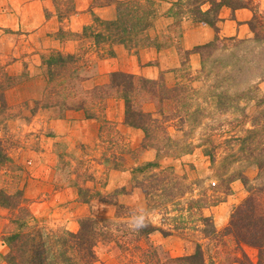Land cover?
I'll use <instances>...</instances> for the list:
<instances>
[{"label": "rangeland", "instance_id": "1", "mask_svg": "<svg viewBox=\"0 0 264 264\" xmlns=\"http://www.w3.org/2000/svg\"><path fill=\"white\" fill-rule=\"evenodd\" d=\"M33 1L0 0V54L3 56L0 57V204L5 205L3 207L8 211L0 213V264H8L10 249L6 238L18 230V224L13 222L15 219L27 221L26 230L37 225L57 232L65 230L73 233L80 230L81 221L93 219L103 239L101 237L96 242L92 264H146L143 255L150 245L163 255L182 257L192 254L197 244L201 245L207 260L214 264H247L243 253L256 262L257 251L239 246L225 232V228L233 209L248 196L247 186L255 185L259 174L256 163L264 150V103L259 105L264 99V80L252 85L254 100L242 99L240 92L231 91L226 86L232 84L243 91L251 83L246 84L244 78L225 80V60L221 54L224 47L233 49L236 42L230 39L252 38L250 25L257 34H264V0H241L250 4L247 9L253 13L248 38L216 36L213 41L217 38L219 41L214 47L195 49L200 55L197 75L193 76L189 67L185 66L181 69L182 81L177 86L168 88L162 79L157 80L155 89L160 97L133 101L136 109L152 113L155 120L149 126L148 138L134 149L124 144L121 132L113 131L105 116L108 100L120 98L116 90L109 88L111 75L106 85L83 83L93 75L88 68L90 62L84 56L92 53L94 48L89 49L82 42L73 54L60 53L73 55L72 60L61 65H47L48 59L57 57L58 53H44L38 62L36 60L37 63L30 61L32 68H28L23 58L27 54L25 46L32 44L30 19L22 18L19 12ZM121 1L140 2L93 0L91 7H116ZM202 1L210 7L208 0H176L172 7L175 24L183 19L199 22L197 10ZM54 3L57 9H65L66 12H71L75 6L74 0H55ZM156 5L155 0L149 4L153 11V17L148 22L150 25L145 31L147 23H143L139 28L141 32L131 39V48L149 45L146 36L149 38L147 31L156 17ZM45 14L48 18V12ZM21 20L23 26L20 29L24 32L12 31ZM91 27L81 35L83 41L93 37L94 31L104 30V26L97 21H93ZM13 44L19 45L16 54H20L21 59L12 56L14 50L10 51L9 47ZM13 59L22 62L21 69L9 70ZM165 89L170 90L169 100L161 99ZM72 110H84L86 116L98 117L103 131L107 130L104 142L111 140L112 143L101 146L100 158L91 152V147L86 150L81 145L69 154L65 140L53 132L56 126L47 127L57 119L62 120ZM38 122L47 123L45 132L35 129ZM249 130L254 131L250 136ZM52 140L58 156L59 178L67 180L72 175L76 176L80 198L86 200L91 196L88 201L92 200L90 210L86 215L78 213V216H70L71 222H76L75 227L68 224L70 221L63 225L64 216L52 207L35 216L24 199L22 182L25 176L30 175L35 152L43 151ZM144 150H152L155 155L159 152L158 159L151 161H157L159 167L140 171L146 163H150L144 161L133 166L127 179L123 172L118 171L120 168L125 171V167L133 164L127 161V154L134 158ZM113 175L119 177L118 181L128 180L130 190L124 184L123 187L103 191L109 179H114ZM153 175L158 177L149 178ZM88 180L94 182L97 188L83 189L81 193V183L85 185ZM138 210L149 214L146 223L150 222L169 234L155 231L144 238L141 229L130 228L131 216L139 214ZM28 212L31 217L26 215ZM67 224L70 229H66Z\"/></svg>", "mask_w": 264, "mask_h": 264}, {"label": "crops", "instance_id": "2", "mask_svg": "<svg viewBox=\"0 0 264 264\" xmlns=\"http://www.w3.org/2000/svg\"><path fill=\"white\" fill-rule=\"evenodd\" d=\"M54 1L34 0L21 8L19 12L21 17L30 19L28 24L31 26L29 32L32 40L31 46H25L27 54L23 60L28 63V68H32L30 61L37 63L41 54L50 52L73 54L78 50L79 44L83 42L89 49L94 48L92 53H86L84 56L90 62L88 68L92 70L93 75L84 80L83 83H93L95 86L106 85L112 73H125L151 81L162 79L168 88H173L182 81L180 77L183 67H189L193 76L198 74L200 55L195 50L196 48L212 42L216 36L221 38H248L250 35L249 21L253 16V13L247 8H240L233 12L224 7L221 9L219 20L214 27L194 22L191 19H183L176 25L175 13L172 11L176 0H155L157 3L156 17L151 28L147 31L149 45L133 49L126 44L110 41L96 43L92 36L89 40L85 38V42L81 39L84 28L92 25V17H97L103 21L114 20L116 17L115 5L91 7L93 0H74V8L71 12H66L65 9L63 11L57 9ZM208 8L207 4L202 6L203 10ZM45 12H48V18L45 17ZM16 24V29H12V31L21 30L24 32L23 29H20L23 26V20ZM96 32L94 31V34ZM18 47V44H13L9 50H14L12 52L14 58L21 59L20 54H16ZM0 57L3 56L0 54ZM17 60H12L8 66L9 70H16L17 67H21L20 63L22 64V62ZM87 84L86 86L90 88ZM107 104L105 116L112 125L113 131H120L124 144L129 145L132 149L140 147L145 139V133L125 122L124 101L120 98H112L108 100ZM46 124L38 122L35 129H41L40 131L44 130L43 132H45L47 127L56 126L53 132L60 134L59 138L65 140L69 154L76 149L77 145H81L86 150L91 147V152L100 158L102 156L101 150H103L101 146L112 143L111 140H107V143L104 142L105 139L103 138H105L104 134L107 130L103 131L101 120L95 116H86L84 110L68 111L62 120L57 119L48 126ZM54 140L46 145L43 151L35 152L29 169L30 175L25 176L22 182L24 199L28 201L30 211L35 216H39L44 211L47 212L52 207L60 212L61 216H64L63 225L70 221L68 224L75 227L76 222H71L70 216H78V213L81 216L86 215L90 210L92 200L88 202L91 196L86 200L80 198V189L75 183L76 176L72 175L67 180L62 179L63 177L59 178L57 174L58 156L54 147ZM126 158L133 164L125 167V171L123 168L118 171L123 172L125 177L129 179L133 166L144 161L151 162L156 159V155L152 150H144L137 153L134 158H130L129 154ZM115 171L114 173H116ZM117 175L119 174L117 173ZM113 176L114 179H109L108 184L102 189L103 191L118 186L123 187L124 184L129 187L127 190H130L128 180L118 181L119 177ZM93 184L94 182L89 180L85 182V185L81 183V193H83V189L86 191L90 188L93 189V187L97 188ZM0 213L6 214L8 211L0 205ZM53 213L55 212L53 211ZM68 224L66 229H70Z\"/></svg>", "mask_w": 264, "mask_h": 264}, {"label": "trees", "instance_id": "3", "mask_svg": "<svg viewBox=\"0 0 264 264\" xmlns=\"http://www.w3.org/2000/svg\"><path fill=\"white\" fill-rule=\"evenodd\" d=\"M208 1L210 7L207 10L202 9V6L206 2H199L200 5L197 14L199 15V22L212 27L215 26L216 22L219 20V12L222 8L226 7L236 10L247 8L250 5L248 2L244 3L241 0ZM140 2H119L117 4L118 6H116V18L112 21H103L94 17V23L97 21L104 26L103 31L99 30L94 34L93 38L95 42L110 41L130 46L132 42L131 39L141 32L139 28L146 22L147 24L144 26L146 31L150 25L148 22H150V18L153 17V11L149 7L152 0H140ZM139 10L141 11L139 12ZM91 28V26L85 27L84 33L91 30ZM250 30L253 34L252 38L245 40L230 39L236 43L233 45L234 47L232 50L224 47L221 57L225 60V80L235 81V79L240 80L244 78L246 84L250 82L252 86L258 81L264 80V34H257L256 29H253L251 25ZM146 38L147 40L149 39L147 36ZM217 41H219L218 38L201 47V50L214 47ZM72 59L73 55L64 56L58 53L57 57H50L48 59L47 65H61ZM202 63L204 71V57ZM155 85L156 81L136 78L130 74H111V85L109 88L116 90L119 97L124 100L125 122L129 126L143 130L145 139L150 135L149 126L154 123L155 120L153 119L152 113L136 109L135 106H133V101L137 99L144 100L149 97H160V93L156 91ZM251 86L249 85L247 90L244 89L243 91L239 89L240 87L233 86L232 84L226 87H229L228 89L231 91L240 92L242 95L239 97L242 99L246 97L247 99L254 100L256 98L252 93L254 86H252V88ZM169 92V89H165L161 99H171ZM263 103L264 99L259 105ZM255 126L256 125L253 124V128H255ZM253 133L254 131L249 130L248 136ZM158 155L159 152L157 151V159L159 157ZM257 161L256 166L259 174L255 179L256 183L255 185L247 186L248 183L245 182L248 196L242 203L233 209L229 223L225 228V232L232 236L239 246H247L257 251L256 262L251 261L247 255L243 253V257L248 261L247 264H264V150L262 151L260 159ZM158 167L159 163L156 161L146 163L145 167L139 170L142 171L148 168ZM157 177L158 176L153 175L149 178L155 179ZM161 182L164 181L162 180ZM0 205L5 206L2 204ZM26 215L29 217V212L26 213ZM203 220L206 222L209 221V219ZM13 222L18 224V230L6 238L10 249L8 264H92L95 260L94 247L98 239L102 236L97 228V223L93 219L81 221L80 230L76 233L65 230L57 232L37 225L26 230L27 221L15 219ZM155 231H160L163 235L169 234L158 229L150 222L147 223L146 227L140 230L144 238H148ZM101 239H103V237ZM143 258L146 264H214L207 260L199 244L196 245V249L192 254L182 257L163 255V253L157 251L155 246L150 245L149 250L145 252Z\"/></svg>", "mask_w": 264, "mask_h": 264}, {"label": "clouds", "instance_id": "4", "mask_svg": "<svg viewBox=\"0 0 264 264\" xmlns=\"http://www.w3.org/2000/svg\"><path fill=\"white\" fill-rule=\"evenodd\" d=\"M138 212L139 214L134 213L130 219L129 227L133 230H138L147 226L146 216L149 214L144 213L143 210H138ZM153 222H155L154 219Z\"/></svg>", "mask_w": 264, "mask_h": 264}]
</instances>
